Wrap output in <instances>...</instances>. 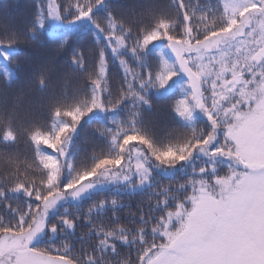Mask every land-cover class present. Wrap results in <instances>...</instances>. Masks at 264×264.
<instances>
[{
    "label": "snow or ice",
    "instance_id": "obj_1",
    "mask_svg": "<svg viewBox=\"0 0 264 264\" xmlns=\"http://www.w3.org/2000/svg\"><path fill=\"white\" fill-rule=\"evenodd\" d=\"M174 4L176 16L161 13L133 27L112 14L107 0H46V6L42 0L28 39L35 41L50 19L94 28L103 47L85 90L72 98L54 94L44 123L17 127L15 110L0 111V148H12L23 135L33 152L31 163L0 180V264H111L108 257L120 256V244L129 253L115 264H264V0ZM4 35L0 57L12 60L8 49L21 37ZM154 42L162 45L158 60L146 63ZM107 50L114 57L130 54L144 69L136 73L121 60L126 84L115 98L104 84ZM70 64L87 71L79 50ZM47 79L42 73V87ZM178 82L170 109L185 131L162 140L145 125L143 110L152 107L153 95L166 98ZM94 120L105 147L78 161L72 149L79 129ZM176 173L182 175L175 187L156 179ZM109 187L117 197L158 191L146 211L130 214L132 227L122 226L119 216L93 226V213L124 206L117 198L98 201L83 217L67 208L59 213L68 202ZM81 219L97 241L91 251H77L72 243Z\"/></svg>",
    "mask_w": 264,
    "mask_h": 264
},
{
    "label": "trees",
    "instance_id": "obj_2",
    "mask_svg": "<svg viewBox=\"0 0 264 264\" xmlns=\"http://www.w3.org/2000/svg\"><path fill=\"white\" fill-rule=\"evenodd\" d=\"M58 3H71L73 0H57ZM112 14L126 26H147L153 16L161 13L176 16L174 0H107ZM201 3L216 7L222 4L223 0H200ZM42 0H0V40L7 43L4 35L8 32L18 33L21 37L18 43H15L8 50L12 53L14 59L5 60L0 57V111L15 110L18 113L17 127H24L30 120H37L40 123L45 122L48 113L50 98L55 95L67 94L69 98L83 92L87 87L89 76L93 74L97 64V53L103 47V42L97 43L94 28H80L79 25H66L60 30H52L48 20H45V28L37 30V39L32 41L27 38V33L31 30L33 22L39 19L36 15L37 8ZM46 6V0H43ZM63 11V10H62ZM99 15L103 17L101 10ZM71 19V17H69ZM67 37V39H65ZM156 48L149 53L146 63H152L158 60L159 51L162 45L158 42ZM151 47V46H150ZM74 50H79L84 54V63L87 71L77 69L75 65L70 64L73 58ZM167 51V50H165ZM169 56L172 54L169 52ZM108 74L106 82V91L113 92V98L121 92L126 84V78L119 66L118 60L107 50ZM127 61V67L136 73L144 71L131 55L123 56ZM48 77L45 81L46 87L39 83L41 74ZM10 74V75H9ZM127 79H131V76ZM179 93V82L177 86L167 94L164 99L153 95L152 107L143 110V120L145 125L152 129L155 135L162 140H166L170 135H179L184 133L182 121L175 115L171 109V97ZM122 118V117H119ZM87 119V117H85ZM204 118L201 117V120ZM83 124V121H82ZM108 126H111L110 120ZM98 129L100 124L96 121L84 124L79 129L76 137L73 151L77 155L78 161L86 162L88 157L99 154V150L105 147V141L99 136ZM4 128L0 121V135H3ZM44 148L48 152L54 150ZM7 151L15 154L16 159H6L2 153ZM33 160L32 146L29 141L20 135L18 142L10 149L0 148V180L8 175L9 171L24 163H31ZM34 166V165H33ZM182 173L172 175L161 174L156 177L161 186L171 184L175 187V181L180 179ZM183 183V180H180ZM144 189L134 193H123L116 196L114 188L105 189L102 193H97L91 198L86 197L76 203H69L59 209L63 214L67 208L69 212H79L83 217L88 208L100 200L117 198L124 206L118 211L103 210L99 214L93 213L92 224L95 227L107 226L111 224L113 216H119L121 225L132 227L129 223L130 214L139 215L141 210H147L152 200V192ZM16 206L17 201L10 199L8 201ZM59 218L58 216L56 217ZM6 219V217L4 218ZM90 227L86 220H78L75 236L72 237V243L77 251L84 247L91 251L97 243L94 236L89 237ZM55 246L59 247L61 241H54ZM46 246V245H42ZM120 250L119 257H108L111 264L115 260L121 262L127 257L129 249L127 246L118 245ZM135 258V252H131Z\"/></svg>",
    "mask_w": 264,
    "mask_h": 264
},
{
    "label": "rangeland",
    "instance_id": "obj_3",
    "mask_svg": "<svg viewBox=\"0 0 264 264\" xmlns=\"http://www.w3.org/2000/svg\"><path fill=\"white\" fill-rule=\"evenodd\" d=\"M48 22H49V26H50V28L52 29V30H60V29H62L63 27H65L66 25L64 24V23H59V22H54V21H51L50 19L48 20ZM90 27V26H89ZM109 52H110V54H111V51L109 50ZM112 55V54H111ZM128 55H130V54H128ZM113 56V55H112ZM114 57V56H113ZM117 60H118V62H119V66H120V68H121V70L123 71V73H124V67L121 65V63H120V61L121 60H125L124 59V57L122 56V57H115ZM107 74H108V72H107ZM125 75V74H124ZM130 77V75L128 76V78ZM106 82H107V78L105 79V81H104V84H105V86H106ZM202 118H204V117H202ZM165 175V174H164ZM167 175H172V174H167ZM109 188H112V187H109ZM138 191H142L141 189H137L136 190V192H138ZM86 198V197H85ZM79 201H81V200H79ZM79 201H70V202H68L67 204H69V203H76V202H79ZM66 205V204H65Z\"/></svg>",
    "mask_w": 264,
    "mask_h": 264
}]
</instances>
